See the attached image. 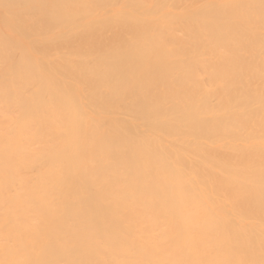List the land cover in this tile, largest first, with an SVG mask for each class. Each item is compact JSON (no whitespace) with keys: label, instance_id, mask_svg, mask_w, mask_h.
<instances>
[{"label":"bare ground","instance_id":"6f19581e","mask_svg":"<svg viewBox=\"0 0 264 264\" xmlns=\"http://www.w3.org/2000/svg\"><path fill=\"white\" fill-rule=\"evenodd\" d=\"M0 264H264V0H0Z\"/></svg>","mask_w":264,"mask_h":264}]
</instances>
